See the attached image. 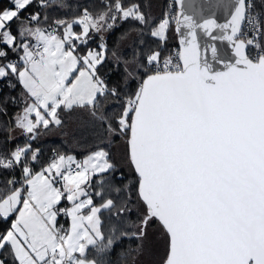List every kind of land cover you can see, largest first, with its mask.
Here are the masks:
<instances>
[{"label":"snow or ice","instance_id":"6c2138e0","mask_svg":"<svg viewBox=\"0 0 264 264\" xmlns=\"http://www.w3.org/2000/svg\"><path fill=\"white\" fill-rule=\"evenodd\" d=\"M63 6L0 0V84L21 89L0 94V116L19 108L0 122V172L19 168L0 189V264H111L117 245L139 254L153 230L159 264H264V0H171L159 16L151 0H94L49 15ZM118 20L132 22L121 40L147 30L157 43L110 50L102 34ZM169 33L178 48L165 54ZM109 58L121 82L103 77ZM72 112L92 125L88 154L54 149L35 171L29 141ZM15 129L28 139L10 148Z\"/></svg>","mask_w":264,"mask_h":264},{"label":"trees","instance_id":"16d2710c","mask_svg":"<svg viewBox=\"0 0 264 264\" xmlns=\"http://www.w3.org/2000/svg\"><path fill=\"white\" fill-rule=\"evenodd\" d=\"M5 6H7L9 0H3ZM58 3L63 4V7L55 8L49 11V15L56 18H72L77 14L79 9L84 6H91L94 0H57ZM169 0H151L152 14L153 16H159L161 11L165 8ZM31 11V9H30ZM132 26V22L117 21L116 26L107 31V39L104 42L108 45L110 50L118 49V53L124 58H128L133 54L136 49L139 40L144 41V47H154L157 43L156 39L151 37L147 30L143 35H132L126 40H121L120 37L122 33L127 31ZM93 36V38L88 42L87 48L96 47L100 43V34ZM178 45V41L175 39L173 33H169V38L167 44L165 45L166 53L171 51L175 46ZM15 54H13L14 56ZM109 57H111V51H109ZM123 68L122 65L117 64L114 60L109 58L108 62L101 69L103 77L110 83L121 82V74ZM137 85L135 82H131L130 87L135 88ZM0 89L2 92L0 94L7 96H18L21 89L17 85L15 89H9L4 84H0ZM19 108L17 105H9V115L0 116V122L6 121L7 119L14 117L16 111ZM118 110V102L110 103L107 107V112L111 113ZM64 127L62 129L54 130L48 132L47 134H42L35 141H29L33 144V147H39L41 152L39 154V160L37 162H32V167L35 171H39L42 167H45L47 163L51 160L54 153L53 150L67 153L74 152L79 155L88 153L90 146L94 142V133L92 132V125L84 118V116L79 112L64 113ZM2 139V137H0ZM22 139H28L26 135H21L17 139H12L7 142V146L14 148L17 145H21ZM13 176L19 177V168L8 171L0 172V189L4 188L3 181L10 179ZM131 179V177H129ZM127 182V181H125ZM18 186V185H17ZM107 216V213H104ZM135 243L125 239L122 244H119L110 253L108 259L111 264H159L161 257L165 253V245L163 242V235L160 232H153L149 235L148 240L145 242V247L143 251L139 254L133 253L131 257L124 256V251L129 247L135 248ZM91 251V250H90ZM156 251V252H155ZM156 258V259H155Z\"/></svg>","mask_w":264,"mask_h":264},{"label":"rangeland","instance_id":"374dc122","mask_svg":"<svg viewBox=\"0 0 264 264\" xmlns=\"http://www.w3.org/2000/svg\"><path fill=\"white\" fill-rule=\"evenodd\" d=\"M75 30H76V31H79L77 28H76ZM93 35L96 36V37L98 38L97 33H93ZM102 35L104 36V40H106V42H107V44H108V39H107V35H108V33H107V32H104ZM100 36H101V34H100ZM90 48H95V47H90ZM14 133H15V132L13 131V132H12L13 139H17L18 136H19V134H14ZM26 141H27V139H22L20 144L23 145ZM65 154L74 155L78 161H81V160H83V159L86 157V155H87L88 153H85V154H83V155H79V154L74 153V152H67V153H65ZM46 166H47V165H46ZM46 166H45V167H46ZM40 170H41V169H40ZM40 170H39V171H40ZM57 186H59V185H57ZM59 206H60V207H69V206H71V205H70V202H69V201H67L66 199H62V201H61V203H60ZM58 220H59V224L63 225L65 228L68 227V224H69V222H70V220H69L68 217H65L63 214H61V215L58 217Z\"/></svg>","mask_w":264,"mask_h":264},{"label":"crops","instance_id":"0c3cea01","mask_svg":"<svg viewBox=\"0 0 264 264\" xmlns=\"http://www.w3.org/2000/svg\"><path fill=\"white\" fill-rule=\"evenodd\" d=\"M76 28H77L78 30H80L78 26H77ZM93 36H94V35H93V33H92V38H93ZM92 38H91V39H92ZM91 39H90V40H91ZM90 40H89V41H90ZM14 132H15L14 134H19L18 137H20L21 135H23V133H22L19 129H15Z\"/></svg>","mask_w":264,"mask_h":264},{"label":"built area","instance_id":"2783aa9c","mask_svg":"<svg viewBox=\"0 0 264 264\" xmlns=\"http://www.w3.org/2000/svg\"><path fill=\"white\" fill-rule=\"evenodd\" d=\"M171 2V0H169V2L168 3H170ZM178 48V45L177 46H175L171 51H175L176 49Z\"/></svg>","mask_w":264,"mask_h":264},{"label":"water","instance_id":"95a60500","mask_svg":"<svg viewBox=\"0 0 264 264\" xmlns=\"http://www.w3.org/2000/svg\"><path fill=\"white\" fill-rule=\"evenodd\" d=\"M219 47H221V49H224V48H226V45H219Z\"/></svg>","mask_w":264,"mask_h":264},{"label":"bare ground","instance_id":"6f19581e","mask_svg":"<svg viewBox=\"0 0 264 264\" xmlns=\"http://www.w3.org/2000/svg\"><path fill=\"white\" fill-rule=\"evenodd\" d=\"M156 252V251H155ZM156 259V258H155ZM159 263V262H158Z\"/></svg>","mask_w":264,"mask_h":264}]
</instances>
